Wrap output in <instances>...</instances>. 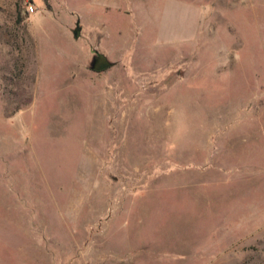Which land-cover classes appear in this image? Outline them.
Segmentation results:
<instances>
[{"label": "rangeland", "instance_id": "obj_1", "mask_svg": "<svg viewBox=\"0 0 264 264\" xmlns=\"http://www.w3.org/2000/svg\"><path fill=\"white\" fill-rule=\"evenodd\" d=\"M34 2L0 0V264H264V0Z\"/></svg>", "mask_w": 264, "mask_h": 264}, {"label": "flooded vegetation", "instance_id": "obj_2", "mask_svg": "<svg viewBox=\"0 0 264 264\" xmlns=\"http://www.w3.org/2000/svg\"><path fill=\"white\" fill-rule=\"evenodd\" d=\"M104 61L107 62L106 66H103ZM94 63L95 69L97 70H105L111 67V63L109 60L106 59V57L98 52H95L92 58V64Z\"/></svg>", "mask_w": 264, "mask_h": 264}, {"label": "built area", "instance_id": "obj_3", "mask_svg": "<svg viewBox=\"0 0 264 264\" xmlns=\"http://www.w3.org/2000/svg\"><path fill=\"white\" fill-rule=\"evenodd\" d=\"M37 11V6L34 0H27V12L34 14Z\"/></svg>", "mask_w": 264, "mask_h": 264}, {"label": "water", "instance_id": "obj_4", "mask_svg": "<svg viewBox=\"0 0 264 264\" xmlns=\"http://www.w3.org/2000/svg\"><path fill=\"white\" fill-rule=\"evenodd\" d=\"M106 65H107V62L104 61L103 66H106ZM92 68L95 69V65H94V63L92 64Z\"/></svg>", "mask_w": 264, "mask_h": 264}, {"label": "trees", "instance_id": "obj_5", "mask_svg": "<svg viewBox=\"0 0 264 264\" xmlns=\"http://www.w3.org/2000/svg\"><path fill=\"white\" fill-rule=\"evenodd\" d=\"M110 62V61H109ZM111 63V62H110Z\"/></svg>", "mask_w": 264, "mask_h": 264}]
</instances>
